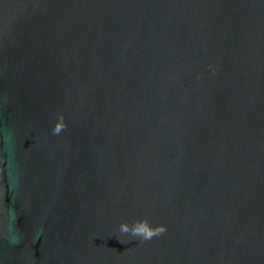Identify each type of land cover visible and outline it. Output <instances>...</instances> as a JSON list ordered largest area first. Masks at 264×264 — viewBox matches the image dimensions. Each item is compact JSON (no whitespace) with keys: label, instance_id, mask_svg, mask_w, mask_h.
Masks as SVG:
<instances>
[{"label":"water","instance_id":"1","mask_svg":"<svg viewBox=\"0 0 264 264\" xmlns=\"http://www.w3.org/2000/svg\"><path fill=\"white\" fill-rule=\"evenodd\" d=\"M0 264H264V0H0Z\"/></svg>","mask_w":264,"mask_h":264},{"label":"clouds","instance_id":"2","mask_svg":"<svg viewBox=\"0 0 264 264\" xmlns=\"http://www.w3.org/2000/svg\"><path fill=\"white\" fill-rule=\"evenodd\" d=\"M66 128L63 115L58 117L52 132L53 135H59ZM166 226L161 224L153 227L147 218L137 220L130 226L128 223H121L119 231L121 234L129 235L133 238H140L141 240H151L155 236L162 235L166 232ZM123 243V241H121Z\"/></svg>","mask_w":264,"mask_h":264}]
</instances>
